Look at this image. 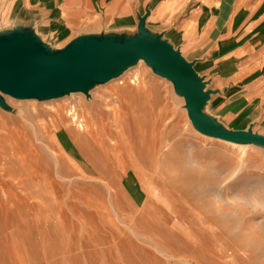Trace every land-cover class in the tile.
<instances>
[{"label": "rangeland", "instance_id": "374dc122", "mask_svg": "<svg viewBox=\"0 0 264 264\" xmlns=\"http://www.w3.org/2000/svg\"><path fill=\"white\" fill-rule=\"evenodd\" d=\"M223 1L0 0V31L31 27L59 49L82 34H134L148 10L146 28L192 61L211 90L204 111L228 129L252 125L264 135L262 37L254 29L222 33ZM1 95L10 110L0 106V137L20 138L43 190L36 198L32 187L9 185L0 264H264V147L197 131L171 81L143 59L88 95ZM73 106L99 133L74 142L77 126L56 112ZM104 125L118 146L107 144ZM62 145L65 153L52 152Z\"/></svg>", "mask_w": 264, "mask_h": 264}, {"label": "water", "instance_id": "95a60500", "mask_svg": "<svg viewBox=\"0 0 264 264\" xmlns=\"http://www.w3.org/2000/svg\"><path fill=\"white\" fill-rule=\"evenodd\" d=\"M138 15L134 34H82L59 49L43 42L31 27L16 26L0 31V106L10 110L1 93L38 100L72 91L88 95L93 85L120 75L139 59L156 74L171 81L184 99L192 126L202 134L238 144L264 147V135L252 130L224 127L204 111L211 90L178 49L145 26Z\"/></svg>", "mask_w": 264, "mask_h": 264}, {"label": "bare ground", "instance_id": "6f19581e", "mask_svg": "<svg viewBox=\"0 0 264 264\" xmlns=\"http://www.w3.org/2000/svg\"><path fill=\"white\" fill-rule=\"evenodd\" d=\"M133 93V92H132ZM116 94L119 96V94L116 92ZM121 94H122V90H121ZM79 103H81V101H79ZM89 104V103H88ZM80 109V108H79ZM77 110L75 109V107H71L69 108L67 111H56L57 112V116H58V119H60V121L63 123V124H71V123H74L76 126H77V130L79 131L78 132V138L76 139V141L74 142H79L80 139L82 138V136H86V135H94V134H97L99 133V131H97V128L96 129H90L88 127L89 123L87 121H83L82 118H80L83 113L84 110L81 109L80 110ZM78 111V112H77ZM79 112H82L81 114ZM115 116V114H114ZM119 120L117 119V117L115 116L113 118V122L116 125V123L118 122ZM58 128V127H57ZM65 130V129H64ZM64 130H61V131H56L59 135L62 134V131ZM103 130H104V133L109 137V140L107 141V144L109 146H113V147H116L119 145V141L115 138L116 134L114 132H112L110 129H108L105 125L103 126ZM117 132V131H116ZM57 133L55 134V136L57 137ZM4 137L8 138L7 142L5 141L4 138V141L6 142V144H3L0 142V204H9L10 205V200H9V192H8V188H9V185H12V184H15L17 187H19L20 189H24L25 187H32V189L34 188L35 191L33 193V196H35L36 198H39L40 194H41V191L43 190H40L42 187H41V183H37V182H34L32 180L33 176L30 174L32 170H30L31 168L27 165V163H25L24 161V155L26 153V150L23 151V146H22V143H21V140L20 138L18 137H14L15 135L13 136H10L11 134H8L6 132H4ZM18 134V133H17ZM1 135V134H0ZM10 136V137H9ZM20 136V135H19ZM9 139H13L11 141H9ZM58 139V137H57ZM1 141V140H0ZM8 145H12V149H8L7 146ZM100 145V144H99ZM25 146V145H24ZM76 146V145H75ZM62 147L64 148V146L62 145ZM61 146H58L57 148H51L52 149V152L55 153L56 151H59V152H62V153H65L63 151H65V148L63 149ZM70 147V146H69ZM67 147V151L68 153L74 155V156H77V154H75V152L73 151V149L70 147ZM23 148V149H22ZM63 149V150H62ZM51 152V153H52ZM117 153V152H116ZM28 155H31L33 156L34 155V151L33 150H30L28 151L27 153ZM108 154V153H107ZM54 156L57 158V156L54 154ZM117 156V155H116ZM27 158V156H26ZM75 158V157H74ZM73 158V159H74ZM132 159V158H131ZM130 159V160H131ZM120 161V160H119ZM118 163V161H117ZM132 163V162H131ZM133 163H134V160H133ZM132 166V165H131ZM133 167V166H132ZM79 168V166H76L75 169ZM127 168L126 164L125 163H120V170H123L125 171ZM24 170H26L28 173L27 174H30L28 177L26 176L24 172ZM95 172V171H94ZM91 173V172H90ZM25 174V175H24ZM52 174V173H51ZM78 174V173H77ZM138 175V174H137ZM139 176V175H138ZM140 177V176H139ZM40 180V179H39ZM44 184V182H42ZM106 184L109 186V183L106 182ZM141 184V183H140ZM46 185V183H45ZM49 185L52 187V184L49 182ZM49 189V186L47 187ZM46 188V189H47ZM13 189V188H12ZM16 190V189H13V191ZM30 190V188L28 189ZM12 192V191H11ZM26 192V190H25ZM32 192V191H31ZM13 194V193H12ZM24 194V193H23ZM27 194V193H26ZM25 194V195H26ZM28 194L30 195V191H28ZM28 195V196H29ZM32 195V193H31ZM150 195V193H149ZM31 197V196H30ZM20 198V196H19ZM27 198V197H26ZM22 199V198H21ZM36 202V200H35ZM24 203V202H23ZM31 203V202H30ZM34 203V202H32ZM30 204V206L33 204ZM26 205V204H25ZM37 205V204H36ZM179 206V204H177ZM38 206V205H37ZM3 207V206H2ZM36 208V206H34ZM40 207V206H39ZM11 207L9 206V209ZM31 208V207H30ZM29 208V209H30ZM7 209V208H6ZM37 209V208H36ZM173 209V208H172ZM13 210V209H12ZM33 210V209H32ZM38 210V209H37ZM8 211V210H7ZM10 211V210H9ZM8 211V213H9ZM14 211V210H13ZM40 211V210H39ZM175 211V210H174ZM181 211V210H180ZM6 212V211H5ZM183 212V211H182ZM29 213V212H28ZM32 213V212H31ZM36 213V212H35ZM180 213V212H179ZM11 214V212H10ZM30 214V213H29ZM38 214V213H37ZM5 216V214H3ZM2 215V217H4ZM15 215V213H14ZM7 216V214H6ZM20 220V219H19ZM137 220V219H136ZM12 223V222H11ZM140 227V226H139ZM96 229V228H95ZM151 230V229H150ZM2 232V231H0ZM5 236V235H4ZM164 241V240H163ZM170 246V245H169ZM201 249V247H200ZM202 253V252H201ZM208 253V252H207ZM206 254V253H205Z\"/></svg>", "mask_w": 264, "mask_h": 264}, {"label": "crops", "instance_id": "0c3cea01", "mask_svg": "<svg viewBox=\"0 0 264 264\" xmlns=\"http://www.w3.org/2000/svg\"><path fill=\"white\" fill-rule=\"evenodd\" d=\"M225 0L221 2V14L226 10V27L222 33L243 34L247 29L256 30L257 35L262 37L259 51H264V0ZM229 3V4H228ZM220 18V17H218ZM247 21L246 27L235 31L243 22ZM254 26V27H252ZM248 33V31H247ZM244 33V34H247ZM263 59V58H262ZM262 61V60H261ZM264 71V70H263ZM263 82V81H262Z\"/></svg>", "mask_w": 264, "mask_h": 264}]
</instances>
